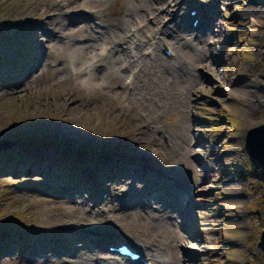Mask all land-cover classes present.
Masks as SVG:
<instances>
[{"label":"rangeland","instance_id":"rangeland-1","mask_svg":"<svg viewBox=\"0 0 264 264\" xmlns=\"http://www.w3.org/2000/svg\"><path fill=\"white\" fill-rule=\"evenodd\" d=\"M151 1L0 0V264H129L104 247L124 239L161 264H264L263 171L244 151L264 122V0ZM129 27L161 30L141 72L116 38ZM79 66L102 86L84 88Z\"/></svg>","mask_w":264,"mask_h":264},{"label":"bare ground","instance_id":"bare-ground-1","mask_svg":"<svg viewBox=\"0 0 264 264\" xmlns=\"http://www.w3.org/2000/svg\"><path fill=\"white\" fill-rule=\"evenodd\" d=\"M142 1H146L147 2V4H149L148 3V1H150V6L152 7V8H154L153 6V4H155V2L154 1H151V0H142ZM165 2H168L169 1V4H170V6L169 7H172V6H176V4H177V0H164ZM138 10H141V5L139 4V7L137 8ZM147 9H149L150 10V8H147ZM146 12H147V14H150V12L151 11H149L148 12V10H146ZM93 15V14H92ZM200 17L202 18V14H198L197 16H195V18H198V19H200ZM96 19V18H95ZM71 21H68L67 20V22L66 23H70ZM128 22H129V19H126L125 20V22H124V24L125 25H127L128 24ZM98 24H100V23H98ZM98 24H93V25H91V30L93 31V30H98L99 29V27H98ZM200 25H201V23L200 22H198L197 23V25H196V29L197 28H199L200 27ZM100 26V25H99ZM138 27H140V28H143L144 27V25L140 22V23H138ZM146 29H148L147 27H146ZM78 30H80V29H78ZM143 30V29H142ZM72 31H74V30H72ZM80 31H82V30H80ZM140 32V30H139V28L137 29V28H134V27H129V29L123 34V35H118V36H116V38L119 40V41H122V40H124V43H125V49H126V53H127V56H128V59L126 60V65H127V68L128 67H130L131 66V63L132 62H135L136 64H137V67H139V69H140V67H141V59H143L142 61L143 62H147L146 61V59H145V55H148V57H146V58H148V59H150V60H152V61H155L156 59H159L161 56L159 55V54H157L155 51V48H154V46H153V43L152 42H159V40L161 41V39H160V37L159 36H156L157 34H158V32L159 31H161L159 28H156V29H150L149 30V34H147V33H145V39H142V38H140L139 37V32ZM94 32V31H93ZM86 34H88V35H90L89 33H86ZM147 34V35H146ZM93 38H95V36H93ZM156 38V40H154ZM112 42V41H111ZM144 45H148V46H144ZM168 45V44H167ZM107 45H105V46H102V51L100 52V53H98V55L100 56V57H103L104 56V51L107 49V47H106ZM144 46V47H143ZM80 47V51L82 52V55H84V56H87V51H86V48H85V46H82V45H80L79 46ZM168 48H170L169 50L171 51V53H172V57L173 58H171V59H169V61L167 62V68H165L168 72H170V73H176L177 74V72L179 73V71L181 70V65L177 62V61H175L176 59H177V57H178V52H177V50L174 48V47H171L170 45H168ZM140 50V51H139ZM125 55V54H124ZM140 55V56H139ZM149 63V62H148ZM126 67H124V69H125ZM78 71L75 73L77 76L78 75H80L81 76V74L82 75H84L85 73H81V72H83L84 71V68H82V66H79L78 68ZM156 68L154 67L153 68V66H152V69L151 70H155ZM133 71H136V69H133ZM139 72H141V69L139 70ZM89 73H87V74H85V76H83V79L81 80V84H83V86H84V88H86V89H88V88H91V87H94L95 85H98V86H102V84H103V82H101V81H99V80H97V81H95V77H94V75L93 74H90V75H88ZM134 74V73H133ZM176 74H174V75H176ZM183 74H185V72H184V70H183ZM187 74V73H186ZM187 75H189V74H187ZM121 78H122V83H123V86H124V88L125 89H128V88H130L131 90H133L134 91V87H133V85H132V80H134L135 79V76L134 77H129V78H127L126 76H121ZM187 82V81H186ZM169 84H166V88H170L171 86H170V82H168ZM171 83L172 84H179V83H177V82H174V81H172L171 80ZM184 88H185V86L182 88V90L181 91H176L175 92V94H177L178 92H182L183 90H184ZM126 91V90H125ZM116 93V92H115ZM120 94V92L118 91L117 92V94ZM169 93V92H168ZM247 94H248V92H246ZM133 93L131 92V95H132ZM170 96H174L173 95V93H171L170 94ZM126 97H128L127 95H126ZM167 100H171L170 98H167ZM30 154V153H29ZM9 158H11V159H13V158H15V159H17L18 160V162L21 164L22 163V158H21V156L20 155H18L17 157H13L12 155H10V157ZM30 163V162H29ZM32 163H34L33 165L35 166L34 168H38V169H42V168H46V166H41V164L39 163V162H37V164L35 163V160L32 158V161H31V164ZM56 164V163H55ZM148 164H150V163H148ZM102 165L103 166H105L106 164H104L103 162H102ZM56 167H58V165L56 166ZM56 167L55 166H50V168H49V171L47 170V172H48V174H47V178L48 179H52V180H54V175H55V178L56 179H62V181H64V183L66 182L67 184H70V185H73V184H75L74 183V178H75V176H73V177H71V176H65L64 174H60V176H58V177H56V173H60L59 172V170H57V172L55 173V174H49V173H54V172H50L52 169H53V171H56ZM65 167H67V166H65ZM58 168H60V167H58ZM62 169H64V168H62ZM116 169H118L119 171H122V170H124L125 168H120L119 166H114L112 169H110V172H114ZM137 170H138V168H136ZM135 168H133V170L132 171H130L131 173H133V174H138L137 173V170H136ZM89 171V172H88ZM87 172L89 173V176H93V174H94V172H93V170L92 169H89ZM139 171V170H138ZM143 171V173H145V174H147L146 173V171L143 169V170H140V172H142ZM47 172H45L44 171V173H47ZM63 176H65V177H67L66 178V180L63 178ZM173 184L172 185H168V187L167 188H172L173 187V185L176 183V181L175 180H173V182H172ZM179 193H183V191L182 190H179ZM157 195V194H156ZM156 197H158V195L156 196ZM186 198V197H189L188 196V194H185L184 196H183V198ZM155 199V198H154ZM192 200V198H190L189 197V203H190V201ZM236 201H237V196H235V195H233L231 198H229L228 199V202L229 203H232V204H234V203H236ZM189 203H187V205L189 204ZM156 205V204H155ZM151 208H156L155 206H151ZM0 235H1V232H0ZM92 235V234H91ZM93 237V239H95V237L96 236H92ZM148 249V248H147ZM146 251V250H145ZM2 253V252H1ZM145 260L149 263V264H161L162 262H163V259L162 258H160V255H159V253L158 252H155L154 250H148V251H146L145 252ZM121 259H124L127 263H131V264H141V263H138V262H136V263H132L129 259L127 260V259H125V257H121Z\"/></svg>","mask_w":264,"mask_h":264},{"label":"water","instance_id":"water-1","mask_svg":"<svg viewBox=\"0 0 264 264\" xmlns=\"http://www.w3.org/2000/svg\"><path fill=\"white\" fill-rule=\"evenodd\" d=\"M1 148V147H0ZM244 151L253 164L262 167L264 177V122L249 128L244 136ZM264 217V212H263ZM257 252H264V228L256 244Z\"/></svg>","mask_w":264,"mask_h":264},{"label":"trees","instance_id":"trees-1","mask_svg":"<svg viewBox=\"0 0 264 264\" xmlns=\"http://www.w3.org/2000/svg\"><path fill=\"white\" fill-rule=\"evenodd\" d=\"M240 22H242V21H240ZM9 158V157H8ZM13 160H17V159H15V158H13L11 161H13ZM9 160H7L6 162H8ZM258 167H260L259 165H258Z\"/></svg>","mask_w":264,"mask_h":264}]
</instances>
